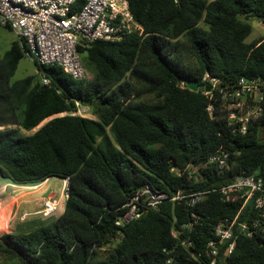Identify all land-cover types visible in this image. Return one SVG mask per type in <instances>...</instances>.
<instances>
[{"label": "trees", "instance_id": "trees-1", "mask_svg": "<svg viewBox=\"0 0 264 264\" xmlns=\"http://www.w3.org/2000/svg\"><path fill=\"white\" fill-rule=\"evenodd\" d=\"M128 3L138 31L79 48L91 79L75 80L33 59L49 84L36 77L12 83L18 62L30 54L21 38L0 58V178L17 186L69 181L59 216H39L43 222L35 226L0 235V264H209L208 224L234 219L241 199L210 192L195 206L187 198L165 201L118 227L122 206L144 185L169 197L212 190L239 175L264 186V118L246 134L233 133L221 107L211 118V101L186 85L201 84L205 74L223 82L264 78V38L245 41L248 22H264V0ZM77 104L95 119L74 114ZM219 148L230 155L223 175L203 167ZM251 205L238 215L233 250L225 254L227 243L220 245L215 264H264V235L238 232L255 215ZM191 213L199 225L179 235L192 242L188 247L172 232Z\"/></svg>", "mask_w": 264, "mask_h": 264}, {"label": "built area", "instance_id": "built-area-1", "mask_svg": "<svg viewBox=\"0 0 264 264\" xmlns=\"http://www.w3.org/2000/svg\"><path fill=\"white\" fill-rule=\"evenodd\" d=\"M258 22L264 32V22ZM0 26L23 39L30 51L29 55L39 65H57L75 80L85 78L80 47L85 48L98 40L119 42L124 36L140 29L131 15L128 0H0ZM41 84L48 85V79L42 77ZM201 85L210 87V91H201L211 101L206 107L208 115L211 118L218 117L215 106L221 107L233 133L246 134L255 121L264 118V78L240 77L223 82L205 74ZM260 131L264 132V124L260 126ZM229 158V153L219 148L207 158L203 167L214 166L217 173L223 175ZM62 180V194L66 199L69 181L67 178ZM210 192H218L232 202L242 200L234 219L224 218L219 223L208 224L214 240L207 243L206 254L211 258L209 264H215L220 245L227 243L225 254L233 250L234 227L238 215L248 203L252 204L255 215L249 221L239 223L238 232L247 238L255 233L264 235V186L262 180L253 175L236 176L230 183L212 190L187 195L178 191L172 197L144 185L122 206L124 212L117 217L115 225L120 227L128 224L138 219L145 210H155L165 201L187 198L188 204L195 206ZM57 207L58 202L45 199L41 208L32 214L23 213L21 220L30 215L49 216ZM198 219L195 213H191L190 219L180 225L179 231L172 232L181 245H192L191 241L180 239L179 235L182 232L192 233L199 225Z\"/></svg>", "mask_w": 264, "mask_h": 264}, {"label": "rangeland", "instance_id": "rangeland-1", "mask_svg": "<svg viewBox=\"0 0 264 264\" xmlns=\"http://www.w3.org/2000/svg\"><path fill=\"white\" fill-rule=\"evenodd\" d=\"M248 23L252 26V32L245 40L247 43L253 40H256L258 38L264 37V32L261 29L258 21L251 20ZM16 40H17V37L12 31L8 30L5 27L0 26V58L4 56V54L10 49L12 43L15 42ZM27 77H36V79L41 78V74L38 73L36 66L33 62V59L29 55H25L18 62L15 73L13 77L11 78V82L13 83L15 81H18V80H21ZM85 77L87 79H91L92 74L85 72ZM74 114L87 117V118H93V116L90 114L89 109L83 105H79L78 110ZM61 115H65V114L63 113ZM61 115L49 117L45 119L44 121H42L32 131L30 132L23 131V133L25 135L32 134L50 119L54 117H60ZM10 127H16V126H7V128H10ZM47 180H48L47 183L41 186H38V188L37 186L35 188H32L28 186H16V185L11 184L7 180L0 178V204H2V206L4 205L3 209L1 207L2 216H1V221H0V235L3 232H5L3 230H5L6 225L9 222V221L6 222V225L3 229V226H4L3 224L5 221V215H6V209H7V206H6L7 199L17 198L18 200L15 210L12 212L10 216V213H11V209H10V213L8 217V220L14 221V223L21 222V217L23 215V212H27V214H32V212L34 213L37 209L41 208L42 202L43 200H45L42 198H46L45 197L46 193L48 195L47 198L49 200L58 202L57 210L46 220L53 219L56 216H59L63 212L64 202H65L63 198V194H62L63 180L60 178H54V177L49 178ZM3 202H5L6 204ZM40 218H39V215H30L28 216L26 221L39 224L43 222Z\"/></svg>", "mask_w": 264, "mask_h": 264}, {"label": "crops", "instance_id": "crops-1", "mask_svg": "<svg viewBox=\"0 0 264 264\" xmlns=\"http://www.w3.org/2000/svg\"><path fill=\"white\" fill-rule=\"evenodd\" d=\"M11 31V30H10ZM30 56V55H29ZM31 57V56H30ZM32 58V57H31ZM33 59V58H32ZM43 76H42V74H41V78H42ZM41 78H40V81H41ZM61 114H63V113H61ZM61 114H58V115H61ZM64 114H66V113H64ZM54 116H56V115H54ZM61 116H63V115H61ZM52 117V116H51ZM91 119H95L94 117L93 118H91ZM54 178H56V177H54ZM61 179V178H60ZM48 182V180H45L44 182H42V183H40V184H38V185H35V186H28V187H32V188H35L36 186H37V188H38V186H41V185H43V184H45V183H47ZM17 186V185H16ZM47 193H46V198H42V199H48L47 198ZM3 203H5V202H3ZM6 203H7V209H6V215H5V221H4V226H3V229H4V227H5V225H6V222H8L7 223V225H6V228H5V230H3V231H5V232H8L10 229L12 230V229H15V228H21V229H27V228H30V227H32V226H35L37 223H33V222H28V221H26L27 219H25V220H21V222H18V223H14V221H10V220H8V217H9V213H10V209H11V213H10V216H11V214H12V212L15 210V208H16V206H17V203H18V200H17V198H10V199H7L6 200ZM5 203V204H6ZM11 203H12V205H11ZM12 206V207H11ZM3 207H4V205L2 206V209H3ZM2 209H1V212H0V221H1V213H2ZM38 210V209H37ZM36 210V211H37ZM23 213H27V212H23ZM33 213V212H32ZM28 218V217H27ZM2 231V232H3ZM5 232H3V233H5ZM2 233V234H3Z\"/></svg>", "mask_w": 264, "mask_h": 264}, {"label": "water", "instance_id": "water-1", "mask_svg": "<svg viewBox=\"0 0 264 264\" xmlns=\"http://www.w3.org/2000/svg\"><path fill=\"white\" fill-rule=\"evenodd\" d=\"M187 88L191 91H210L209 86H203L199 84L197 81L194 82H186Z\"/></svg>", "mask_w": 264, "mask_h": 264}, {"label": "bare ground", "instance_id": "bare-ground-1", "mask_svg": "<svg viewBox=\"0 0 264 264\" xmlns=\"http://www.w3.org/2000/svg\"><path fill=\"white\" fill-rule=\"evenodd\" d=\"M2 204H0V211H1Z\"/></svg>", "mask_w": 264, "mask_h": 264}]
</instances>
